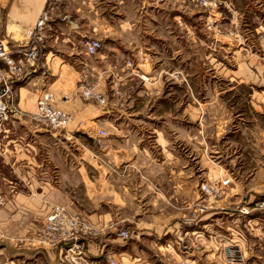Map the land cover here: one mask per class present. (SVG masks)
Returning <instances> with one entry per match:
<instances>
[{
	"label": "rangeland",
	"instance_id": "1",
	"mask_svg": "<svg viewBox=\"0 0 264 264\" xmlns=\"http://www.w3.org/2000/svg\"><path fill=\"white\" fill-rule=\"evenodd\" d=\"M175 3L183 5L189 12L199 9ZM226 3L230 5L228 1ZM232 5L230 8L221 6V14L216 15V21L212 20V14L204 10L196 15L185 14L188 40L187 48H182L183 52L185 49L187 52L186 56H181L180 62L153 64L150 78L147 76L149 79L133 74L118 79V87H122L125 93L121 99H126L132 109L126 111V114L122 113L131 121L125 127L126 130H138L139 133L149 130L155 131L154 134L158 131L171 139L168 142L141 141L132 151L131 144L128 146L125 143L120 145L119 142H108L106 145L103 139L109 134L104 128L105 135L97 134L93 138L96 143L85 139V145L91 150L89 169L92 184L96 187V194L84 200L90 205L86 208L94 210L99 207L97 169L101 164L112 171L111 180L118 177L122 198L117 200L121 204L112 203V209L127 218L115 224V229H110L79 212L71 211L67 206L70 212L79 214L91 225L92 233L81 238L96 240L99 236L105 238V234L121 237L119 234L123 230H127L130 236L128 239L121 238L123 242L117 239L124 243L119 250H105L98 257H91L85 244L79 264L97 260L104 264L108 256L115 257L118 264H264V207L249 213H241L240 210L244 205H252L255 199H264V0H233ZM198 15L206 18L198 19ZM208 21L212 23L209 25L211 27L208 26ZM127 61L131 62L128 67L133 68L132 58ZM92 62L89 60V65L95 64ZM140 67L145 70L147 62H142ZM84 70L88 73V81L97 87L99 77L96 70L89 66ZM176 70L182 72L181 79L177 72L173 73ZM162 89L166 92L168 89L172 90L174 94H162ZM178 95L186 100L185 112L182 108L179 111L177 102L174 103ZM164 96L166 99H163ZM90 124L93 123L89 122ZM86 127L80 125V128ZM63 129L58 131L62 132ZM110 144L124 148L126 156L122 161L121 158H116L117 152L110 148ZM162 146L168 147L171 153L162 150ZM164 153L170 158V162L167 158L164 159ZM179 164L181 170L185 169V174L181 171V179L185 175L186 185L181 191L170 185V207L165 208V215H171L170 221H161L164 209L158 201L161 198V186L156 180L170 165L172 174L166 177H170V182L173 183L179 178L176 172ZM120 166L135 170L118 176L111 168ZM141 168L150 177H154V183L150 182L149 192L141 185V176L137 173ZM225 174L231 178L227 186H223L213 197L202 195L201 182H218ZM151 193L155 195L154 202L150 199ZM238 198H241L239 206L236 205ZM3 205L0 204V208ZM198 205L206 206V210L195 220L184 224L183 220L191 216ZM215 205L221 210L219 215H229V218L212 217V224L204 222L207 225L201 226L204 230L201 237L189 234L190 226L187 225L198 222V225H202L203 221L200 219L207 209ZM240 217L242 222L237 225V236L226 237L229 235L227 221ZM248 218H254L256 224L253 222L250 227ZM111 226L113 223L108 225ZM155 227L158 230L164 227L166 230L160 239L153 237ZM140 229H144V232L138 233ZM261 229L262 258L258 256L256 249V235L261 233ZM213 239L214 242L210 245ZM4 241L6 240L0 235V264L8 262V253L2 250ZM12 244L17 246L14 242ZM44 247L52 251L59 250L49 245ZM229 249L235 250L234 255L228 252ZM211 251L214 253L211 254ZM250 253L254 254L249 256ZM207 255L212 263L207 260ZM14 258L20 264H48L43 255H14L12 259ZM205 260L206 263H203ZM60 264L71 263L62 261Z\"/></svg>",
	"mask_w": 264,
	"mask_h": 264
},
{
	"label": "crops",
	"instance_id": "2",
	"mask_svg": "<svg viewBox=\"0 0 264 264\" xmlns=\"http://www.w3.org/2000/svg\"><path fill=\"white\" fill-rule=\"evenodd\" d=\"M227 1L233 6V0ZM45 5L46 0H0L2 37L16 43L26 42L31 28ZM201 11L203 12L202 8L189 12L183 5L171 0L162 2L161 0H60L59 5L51 12V28L40 49L37 69L27 79L17 82L14 89L15 103L23 115L9 119L5 123L4 131L0 132V190L5 196V203L0 208V235L6 240L2 247V250L8 253L6 264H20L16 258L12 259L14 255L26 257L43 255L48 264L62 262L57 256L58 251H52L38 241V231L44 217L56 204L67 205L71 211L79 212L82 216L85 215L93 222L110 229H115V224L127 218L112 209V203L121 204L117 200L122 198L118 177L116 176L114 181L111 180L112 171L101 164L97 169L99 207L94 210L86 208L90 205L84 200L96 194L94 193L96 187L92 184L89 169L91 150L85 145V139L95 142L93 138L97 135V130L104 128L109 134L103 139L106 145L108 142H119L120 145L125 143L128 146L131 144V151L141 141H170L171 138L158 131L154 134L155 131L149 130H146V133L126 130L125 127L131 121L122 113L126 114V111L132 109L126 99H121L125 93L122 87H118V79L127 78L132 74L149 79L153 64L180 62L181 56H186L187 52V49L183 52L184 48H182V46L187 48L188 40L185 14L196 15ZM197 18L206 17L198 15ZM91 39L100 40L102 44L93 57L94 60L85 53V42ZM130 58L134 61L133 68L126 65V61ZM89 60L95 64L89 65ZM142 62L148 64L145 70L140 67ZM88 66L98 73L99 82L95 90L105 98L104 103L82 97V89L79 88L78 83L79 72L81 69H87ZM175 72L180 79L183 77L180 70L173 73ZM46 89L55 94L58 107L72 113L71 120L62 132L46 129L36 124L30 117V114L36 110L39 94ZM171 91L168 89L166 92L162 89L161 93L169 96L174 94V91ZM165 97L163 99H166ZM175 101L178 110L182 108L185 112L186 100L178 95L174 103ZM89 122L93 124L89 125ZM80 125L87 127L80 128ZM178 135L180 136V133ZM180 143L181 139L179 145ZM110 148L117 152L118 160L121 158L122 161L126 156L122 146L110 144ZM162 150L171 153L168 147L162 146ZM180 154L179 151V157ZM164 156V159L167 158L170 162V158L165 153ZM185 165L184 163L183 167ZM148 167L149 165L146 170ZM111 169L115 170L118 176L135 170L127 166ZM166 169L167 171L156 180L161 186V198L158 201L164 209L161 212V221H170L171 215L169 213L165 215V208L170 207L168 191L170 185L178 191L184 189L186 185L185 175H182L181 179V171L185 174V169L181 170L180 164L176 171L179 178L173 183L170 182V177H166L172 174L171 166H167ZM146 170L141 168L136 172L141 176V185L148 191L150 182L154 183V177H150ZM250 195L254 196V194ZM150 196L153 201L154 193ZM240 200L241 198H238L237 206ZM217 206L211 207L217 208L216 210L207 209L206 214L200 219L203 221L202 225H198L199 222L187 225L190 226L189 234L201 237L204 233L201 226L207 225L204 222L212 224L211 219L218 217L228 219L229 215L218 214L221 210H218ZM227 222L229 235L226 237L235 238L237 225L242 222L241 217L232 218ZM112 223L113 226L108 227ZM139 232H144V229H140ZM153 232V237L160 239L163 234L165 235L166 230L164 227L162 230L155 227ZM105 235V238L99 236L95 238L96 240L85 239L91 257H98L105 250H119L123 246L124 243L117 241V239L122 241L121 237ZM256 237V249L259 252L258 256L262 258V233H258ZM12 242L17 246L15 247ZM213 242L214 239L209 244L212 245ZM212 253L214 252L211 251ZM253 254L250 253L249 256ZM208 255L207 260L212 263ZM196 258L195 260H198ZM202 262L206 263V260Z\"/></svg>",
	"mask_w": 264,
	"mask_h": 264
},
{
	"label": "built area",
	"instance_id": "3",
	"mask_svg": "<svg viewBox=\"0 0 264 264\" xmlns=\"http://www.w3.org/2000/svg\"><path fill=\"white\" fill-rule=\"evenodd\" d=\"M170 1V0H162ZM182 3L186 6L202 8L214 16L212 20L216 21L220 15L221 6L230 8V5L223 0H171ZM60 0H46V5L34 26L31 28L29 37L24 43H16L2 37L0 33V132L4 131L5 123L16 117H21L23 112L15 103V86L19 81H23L38 67V58L40 49L45 43L48 31L51 28V12L59 5ZM215 12V13H212ZM210 21V20H209ZM207 22L208 26L212 25ZM211 23V24H210ZM211 27V26H209ZM100 40L91 39L85 42V53L93 57L101 48ZM131 65L130 61L126 63ZM79 88L82 89V97L86 100H94L98 103H104L105 98L96 90L93 83L88 81V73L83 69L79 72ZM56 96L51 90H43L37 99L35 112L30 114L31 119L38 125L50 130H61L66 127L72 118V113L56 105ZM98 135H105L106 131L102 128L97 130ZM230 182L229 177H222L218 182L203 181L200 183V191L205 197H213L219 193L223 186ZM208 198V199H209ZM5 203V196L0 190V204ZM264 199L253 200L252 205L241 207V213H249L254 210H262ZM206 210V206L198 205L192 212V215L183 220L184 224L195 220ZM261 218V217H259ZM262 219V218H261ZM245 222V221H243ZM254 218H248L247 223L252 227ZM245 224V223H244ZM249 227V231L252 232ZM262 233V230H260ZM259 231V232H260ZM92 233L91 225L79 214L69 211L67 205L56 204L45 216L42 226L38 231V241L41 245L57 247L59 258L71 264H79V259L83 255L85 239L81 238ZM186 233V232H185ZM122 239H128L129 233L123 230L119 234ZM82 239V240H81ZM235 250H228L234 255ZM63 252V253H62ZM89 264H103L100 261ZM104 264H118L115 257L108 256Z\"/></svg>",
	"mask_w": 264,
	"mask_h": 264
},
{
	"label": "water",
	"instance_id": "4",
	"mask_svg": "<svg viewBox=\"0 0 264 264\" xmlns=\"http://www.w3.org/2000/svg\"><path fill=\"white\" fill-rule=\"evenodd\" d=\"M31 75H32V74H31ZM31 75H30V76H31Z\"/></svg>",
	"mask_w": 264,
	"mask_h": 264
}]
</instances>
